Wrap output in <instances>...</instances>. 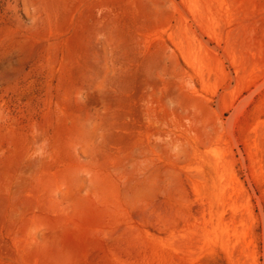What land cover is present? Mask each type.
I'll return each mask as SVG.
<instances>
[{"label": "rangeland", "instance_id": "obj_1", "mask_svg": "<svg viewBox=\"0 0 264 264\" xmlns=\"http://www.w3.org/2000/svg\"><path fill=\"white\" fill-rule=\"evenodd\" d=\"M0 264H264V0H0Z\"/></svg>", "mask_w": 264, "mask_h": 264}]
</instances>
